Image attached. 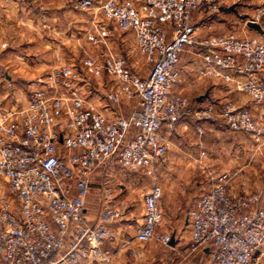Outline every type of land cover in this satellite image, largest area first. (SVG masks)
I'll use <instances>...</instances> for the list:
<instances>
[{"label": "built area", "instance_id": "built-area-1", "mask_svg": "<svg viewBox=\"0 0 264 264\" xmlns=\"http://www.w3.org/2000/svg\"><path fill=\"white\" fill-rule=\"evenodd\" d=\"M226 0H106L98 11L92 43L112 36L111 22L132 33L151 67L147 78L128 67L124 57L105 55L104 64L82 61L94 78L106 76L111 89L104 100L83 91L84 71L63 63L39 81L23 107H0V264H112L104 249L115 237L107 225L123 210L106 206L94 224L86 215L96 173L119 162L123 170L155 178L156 166L172 147L171 136L184 120L215 122L260 145L264 128L253 113L230 101L193 106L175 93L182 86L180 62L193 49L198 76L221 80L264 105V42L235 35L200 36L197 19L216 16ZM93 0L76 10L89 11ZM264 19V7L250 22ZM248 23V24H249ZM122 99L135 101L128 117L112 116ZM105 105H104V104ZM104 105V106H103ZM198 130L203 131L198 125ZM210 189L188 211L190 254L213 251L212 264H264V207L256 194L233 195L229 174L208 173ZM163 191L154 183L144 198V223L136 241L169 245L159 235Z\"/></svg>", "mask_w": 264, "mask_h": 264}, {"label": "rangeland", "instance_id": "rangeland-1", "mask_svg": "<svg viewBox=\"0 0 264 264\" xmlns=\"http://www.w3.org/2000/svg\"><path fill=\"white\" fill-rule=\"evenodd\" d=\"M13 1L15 5L11 10L13 15L9 14L8 19H10L9 21L15 25L14 28L17 30L14 32L17 33L19 39L14 43L9 41L8 44L6 41L4 46H0V100L5 102H11L14 100L12 104L17 105L18 107L25 106L29 101V96L32 90L36 88L39 81L43 79V76H41L35 80L34 74H45L47 71V67L45 65L49 63L48 60L55 58V61H58V59L62 56L66 59L65 64L73 66L79 71H84L82 61L85 57L93 58L98 64L103 65L105 55L109 53L108 51H110L113 55L123 56L125 58L129 55L128 66H131L133 70L135 69L139 77L146 78L150 74L151 67L147 64L145 57L140 53L139 48L137 51L135 41L133 42V40H129L128 42L125 40L127 43H122L125 38L131 39L132 37H126V35L118 29L114 22L110 23L112 27V36L110 39L105 40V42L101 40L99 43H92L90 41V36H96L94 26L95 22H108L98 11V7L101 4L100 2H105L106 0H93L95 2V7L89 11H80L75 9L76 3L80 0H38L35 5L42 8L40 11H44L46 8H54L55 6H59L61 3L62 5H65L67 7L66 17L68 19V25L66 33L60 36L53 29L42 26V29L39 30L41 37L36 40L39 44L35 45L29 42L30 39L34 37L35 33V31H33L29 26V21L31 20L29 8L33 7L34 0ZM0 2L2 4L3 2L8 4L12 3V1L7 2V0H0ZM222 7V9L234 7L235 11L229 15L230 17H228L227 20H222L219 16L221 13H217L216 16H206L199 20L197 19V26L199 28L198 33L200 36L204 37V34L209 32H212L210 34H223L236 29L237 32L235 36L237 35L239 38L240 36L244 37L246 35L245 33L249 32V28L247 26L249 21L253 20L258 11L264 7V0H226ZM236 23H238L237 27L233 28ZM259 24L264 29V19L260 20ZM13 25L8 27L9 30L7 29L4 33H11L10 29H12ZM255 34L260 37L256 32H254V35ZM56 39L61 41L63 40L65 44L62 46L59 45ZM4 56L7 57L4 58ZM36 58L39 63L36 61L34 62ZM196 60L194 63H190L191 61L188 56L185 55L183 57V62L191 65L190 72L194 75L196 71V75L193 76L194 79L192 81L194 83V88L187 87L183 93L178 94L187 97L191 104L196 107L205 106L210 102H216L218 104L223 101H230L238 107L237 103L232 100V95H234V91L237 88L235 86H229L221 80L200 78L197 70V68L199 69L200 64ZM40 61H43L41 65ZM62 64L63 63H57L54 67ZM83 75L86 80L83 85L87 86L83 88V91H85V95L89 97V99H93L98 95V93L95 92V89L100 84L103 85V82L104 87L107 86V84L110 87L112 85L110 79L106 76L94 78L87 71H84ZM202 81H208L211 85L215 82L219 87V90L223 91L224 88L225 92L216 93L215 91L216 94L208 93V98L205 99L204 96H206V94L199 90L201 87L200 83ZM207 85L211 86L209 84ZM209 92L212 91L209 90ZM104 96L105 94L100 95V97ZM129 102H132V105L135 107V101L129 100ZM254 106L255 108L250 107L249 109L252 111L257 122L264 128V116L261 113V110H259V108L264 105ZM1 107L4 108L8 106L3 104ZM256 108L258 110H256ZM194 124L195 135L194 133H191V136L195 138L196 141H199L200 139V142L197 143L198 146L201 147V151L206 150V154L209 156L210 165H208V167L210 169L208 171L216 174L226 172L232 176L235 172L239 171L240 174L237 175L236 184L234 183L231 186H228L231 188V191L237 192L240 189L241 194H260L261 201L264 203V140L262 144L257 145L253 143V140H251L246 134L234 133L230 131L220 118H218L215 122L194 121ZM198 125L202 127L203 131L198 130ZM211 130L216 132H211ZM226 135L229 137L228 140L226 139ZM206 137L207 145L205 147L202 142ZM185 143H187V141ZM241 145L244 147L241 148ZM245 151L249 152L248 157L244 154ZM202 155L205 154L202 153ZM245 166L247 167L245 168ZM109 177L108 173H106L104 176V182H108L107 180L111 179ZM196 177L197 180L201 181L199 188L201 189L204 187V189L208 191L210 188L208 175L201 174ZM145 178L146 177L143 176H141V178H137V181H141V192L144 191L146 186L150 187L151 182L152 186L154 184V178ZM0 185L5 186L3 179H0ZM137 193L139 194L140 191L137 190ZM201 194H203L202 190L199 195ZM178 228H186V226H184V222L175 223L174 220L166 218L161 224V230H170V233ZM185 241V239L181 241L182 245H186Z\"/></svg>", "mask_w": 264, "mask_h": 264}, {"label": "crops", "instance_id": "crops-1", "mask_svg": "<svg viewBox=\"0 0 264 264\" xmlns=\"http://www.w3.org/2000/svg\"><path fill=\"white\" fill-rule=\"evenodd\" d=\"M10 1H12V3L10 4L3 2V4L5 5H3L0 2V46H4L6 43L8 44L9 41H11V43H14L19 39L17 33L14 32L15 30H17L14 28L15 25H13V23L9 21L10 19H8L9 14L13 15L11 10L15 6L13 0H7V2ZM36 2H38V0H34L33 7L29 8V12L31 15L29 26L33 31H35V33H34V37L30 39V41L28 39V41L31 42V44L33 45L39 44L37 43L36 40L41 37L39 30L42 29V26H44L45 28L53 29L54 31H56V33L59 36L66 33L67 25H68V19L66 17L67 7L65 5H62L61 3L59 6H55L54 8H46L44 11H40L42 10V8L37 7L35 5ZM232 12L233 11L221 10L220 12L221 14L219 16L222 18V20L223 19L227 20V18L230 17L229 15ZM196 24H198L197 21ZM12 25L13 27L12 29H10L11 33L9 34L4 33V31H7L8 27ZM234 25L235 26L233 28H236L238 23ZM247 26L249 28V32L245 33L246 35L244 37L240 36V38L255 37V38H259L261 41L264 40L263 39L264 34H259L257 31L250 28L249 24ZM236 32L237 31L235 29L230 32L228 31L223 34H215V35H235ZM254 32L259 34L260 37H258L256 34L254 35ZM210 33L212 32L204 34V36L212 35ZM123 34L126 35V37L131 36L132 38L131 39L125 38L122 43H127L126 41L129 42V40H133V42L135 41L136 43L135 37L132 33L123 32ZM56 40L58 41V44L61 46L65 44L63 40L62 41L58 39ZM137 51H138V46H137ZM193 51H194L193 49L189 48V50L185 52L186 54L184 53L181 57L180 69L182 72L183 82L181 87L175 89L174 92L177 94L183 93L187 87L194 88L193 85L194 83L192 81L194 79L193 76L196 75V71L193 75L190 72L191 65L186 62H183V57L186 55L190 58L191 62L190 61L189 62L194 63L196 57L193 54ZM5 57L7 56H4V58ZM128 58L129 55H127L125 59L128 61ZM35 61L39 63L37 58L36 60H34V62ZM48 62L49 63L45 65L47 67L46 73L45 74L35 73L34 74L35 80L40 78L41 76H43L42 78L46 77L50 73V71L54 68V65H56L57 63H66V59L62 56L58 59V61L57 60L55 61V58L54 59L51 58L50 60H48ZM42 63L43 61H40V65ZM128 67L132 72L137 74L135 69L133 70L131 66ZM207 84L211 85L210 83H208V81H202L200 83L201 87L199 89L201 90V92L206 94V96H204L205 99L208 98L207 96L208 93L213 94L215 93V91L216 93L225 92L224 88L223 91L222 90L220 91L219 87L215 82H213L211 86H208ZM28 85H33V84H28ZM103 85L100 84L98 87H96L95 92H97L98 95L94 97L93 100H97V101L102 100L104 97H100V95L106 94V92H108V90L111 89V87L108 84L107 86H105L106 88ZM208 89L212 92H209ZM234 92L235 93L234 95H232L233 97L232 100L237 103L238 107L241 106L243 108L249 109L250 107L255 108L254 105H257L253 101H251L246 94L238 91L237 89H235ZM12 102H14V100L11 102L10 101L5 102L3 100H0L1 105L5 104V106H8L4 108L12 107L14 105L12 104ZM133 108L134 106L132 105V102H129L128 99H122L119 103L113 104L110 107L109 114L112 116L128 117L132 113ZM256 110L258 109L256 108ZM259 110H261V113L264 116V106H261ZM194 125L195 124L193 120L187 119L181 122L176 127V131L174 135L171 136L172 147L168 152V154L164 157V159L158 162L156 166V174L153 182L160 185L163 191V196L160 202V207L163 217L162 222L166 218H169V220H174L175 223L184 222V226L188 228V229L178 228L170 233V230L169 231L161 230V224H162L161 222V224L158 227V231H157L158 234L170 236L171 242H172V238L174 237L175 238L174 245H172L170 242L169 245L165 246L155 240L146 244H141L138 243L135 239L140 226L144 223V216H145L144 198L152 188V182H151L150 187L146 186L143 191L144 193L141 192L140 190L141 181H137V178H141V176H143L146 177L145 179H147L148 176H146L143 172L123 170L119 162H114L108 168L99 170L94 176V179L92 181L91 193L87 198V206H86V215L88 219L91 221V223L94 224L100 220L101 213L104 207L107 205L105 202V197L107 195L106 189H110L111 191L109 205H112L116 208L123 210V217L120 221L114 224L107 225V228L110 231H112L115 235L113 239L108 240L104 245V249L113 254L112 264H212L214 259V254L212 250L205 249L194 254H190L189 252L191 229L188 221V211L191 208L195 207L198 201L200 200V197L205 192H207V190L204 189V187L201 189L199 188L201 181L197 180L196 176L201 174L208 175V173L211 172L208 171L210 169L208 167V165H210L209 156L208 154H206V150L201 151V147L198 146L197 144L198 142H200V139L199 141H196V139L191 136V133H194L195 135ZM211 132H216V131L211 130ZM235 135H239V134H235ZM247 136L250 137L251 140H253L251 136L249 135ZM226 139L228 140L229 137L227 136ZM186 141L187 143H185ZM202 143L206 147L207 137L204 138ZM253 143L255 142L253 141ZM243 147L244 146L241 145V148ZM202 153H204L205 155H202ZM248 153L249 152L247 151L244 152V154L247 155V157L249 155ZM246 167L247 166H245V168ZM106 173H108V177L110 176L109 178H111L107 180L108 182H104V176ZM225 173H220V174H225ZM238 174H240L239 171L235 172L233 176L229 174L230 181L228 186H231L232 184L237 182ZM228 188L231 194L242 195L240 193L241 192L240 189L237 192H233L231 191L230 187ZM137 190L140 191L139 194L137 193ZM201 190L203 194L199 195L201 193ZM261 206L264 207V203H262ZM184 239L186 240L185 241L186 245H182L181 243V241H183Z\"/></svg>", "mask_w": 264, "mask_h": 264}, {"label": "water", "instance_id": "water-1", "mask_svg": "<svg viewBox=\"0 0 264 264\" xmlns=\"http://www.w3.org/2000/svg\"><path fill=\"white\" fill-rule=\"evenodd\" d=\"M222 11H235V8L234 7H230V8H227V9H222ZM249 27L254 29L255 31H257L259 34H264V31H263L261 25L258 24V23L250 22L249 23ZM171 244L172 245L175 244V238L174 237L172 238Z\"/></svg>", "mask_w": 264, "mask_h": 264}, {"label": "trees", "instance_id": "trees-1", "mask_svg": "<svg viewBox=\"0 0 264 264\" xmlns=\"http://www.w3.org/2000/svg\"><path fill=\"white\" fill-rule=\"evenodd\" d=\"M263 29V28H262Z\"/></svg>", "mask_w": 264, "mask_h": 264}]
</instances>
